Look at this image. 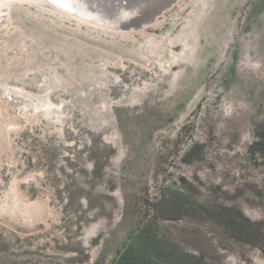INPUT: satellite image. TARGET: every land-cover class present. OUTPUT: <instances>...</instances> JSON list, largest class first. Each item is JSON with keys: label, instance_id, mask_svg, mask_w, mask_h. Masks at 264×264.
<instances>
[{"label": "rangeland", "instance_id": "1", "mask_svg": "<svg viewBox=\"0 0 264 264\" xmlns=\"http://www.w3.org/2000/svg\"><path fill=\"white\" fill-rule=\"evenodd\" d=\"M7 10L0 189L49 213L0 217V264H264V0H182L136 34Z\"/></svg>", "mask_w": 264, "mask_h": 264}, {"label": "bare ground", "instance_id": "2", "mask_svg": "<svg viewBox=\"0 0 264 264\" xmlns=\"http://www.w3.org/2000/svg\"><path fill=\"white\" fill-rule=\"evenodd\" d=\"M181 1L97 0L96 2L95 0H0V27H4L7 23L8 5L21 3L54 11L74 21L103 31L136 34L153 27L166 14L179 5ZM92 5L106 10V14L90 7ZM14 106L13 103H9L6 100H2L0 103V167L8 159L7 146L9 131L12 128L18 127L21 122L19 115L16 113L9 114L10 109L14 108ZM18 180L13 178L4 188L0 189V217L10 224L18 223L25 226H34L39 222H43L49 213L47 201L42 198L35 200L26 199L23 196L24 194H21L18 190ZM1 181L2 179L0 178Z\"/></svg>", "mask_w": 264, "mask_h": 264}, {"label": "trees", "instance_id": "3", "mask_svg": "<svg viewBox=\"0 0 264 264\" xmlns=\"http://www.w3.org/2000/svg\"><path fill=\"white\" fill-rule=\"evenodd\" d=\"M202 198L204 199V195L201 196V199H200V200H203ZM190 252H191V251H190ZM194 252H195V255L198 254V253H197L198 251H194ZM195 255H194V256H190L191 259H193V260L195 259V260H196L197 258H196ZM257 259H258L259 261H262V258H261V257H259V258H257ZM257 259L255 258V260H257ZM229 260H233V259L230 258V259H228L227 261H225V262L222 263V264H225V263L228 262Z\"/></svg>", "mask_w": 264, "mask_h": 264}, {"label": "water", "instance_id": "4", "mask_svg": "<svg viewBox=\"0 0 264 264\" xmlns=\"http://www.w3.org/2000/svg\"><path fill=\"white\" fill-rule=\"evenodd\" d=\"M95 1L97 2V0H95ZM98 3H100V2H98ZM98 3H97V4H98ZM81 4H82V3H81ZM94 4H95V3H94ZM90 7H92V8H95L97 11H98V10H100V12H102V13H105V14H106V12H105L106 10L102 9L101 7H94L93 5H92V6H90Z\"/></svg>", "mask_w": 264, "mask_h": 264}]
</instances>
